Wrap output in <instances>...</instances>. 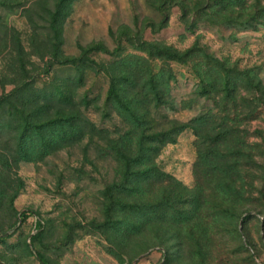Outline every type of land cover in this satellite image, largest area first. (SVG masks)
I'll return each instance as SVG.
<instances>
[{
  "label": "rangeland",
  "instance_id": "374dc122",
  "mask_svg": "<svg viewBox=\"0 0 264 264\" xmlns=\"http://www.w3.org/2000/svg\"><path fill=\"white\" fill-rule=\"evenodd\" d=\"M56 2L0 0V157L20 154L19 122L8 112L31 102L37 88L55 82L57 94L73 92L84 118L79 139L52 133L43 143L36 135L25 145L28 157L0 166V264H264L263 106L241 123L255 149L224 192L196 188L190 127L165 144L155 162L173 177L161 185L171 198L159 209L149 204L150 221H136L137 230L119 211L117 166L100 131L124 129L108 100L107 70L118 74L124 60L147 57L152 42L201 47L264 81V23L213 20L192 9L184 15L179 0H73L62 23L52 24ZM76 57L81 67L71 63ZM173 66L176 78L158 112L186 122L213 101L194 93L198 77L187 63Z\"/></svg>",
  "mask_w": 264,
  "mask_h": 264
},
{
  "label": "trees",
  "instance_id": "16d2710c",
  "mask_svg": "<svg viewBox=\"0 0 264 264\" xmlns=\"http://www.w3.org/2000/svg\"><path fill=\"white\" fill-rule=\"evenodd\" d=\"M72 1L57 0L54 10L49 12L52 24L62 23ZM178 4L184 15L192 9L195 14H208L213 20L220 17L219 20L224 22L264 23L262 0H179ZM145 51L147 57L134 56L130 63L124 60L118 74L107 70L111 82L108 100L118 111L124 129L120 132L100 130L105 132L106 145L117 166L114 187L119 211L129 213L136 230V221H141L142 225L150 221L145 211L149 204L159 209L171 198L169 190L161 185L173 177L155 162L165 144L175 142L178 134L190 127L197 153L196 188L215 186L224 192L226 185L235 186V181L239 180L243 165L240 159L248 156L249 149H255V143L248 142L252 132L241 128V123L256 117L255 110L264 107V81L249 68L238 69L226 58H217L198 46L179 51L170 45L152 42ZM83 62V58L71 60L78 67ZM177 62L187 63L191 73L198 77L194 93L213 101L212 107L186 122L158 112L167 104L171 82L176 78L173 63ZM92 63L87 61L86 65L92 67ZM83 76L79 75L77 83L82 82ZM115 80L126 86L117 88ZM60 88L55 82L37 88L31 102L22 103L8 112L19 122L15 126V140L20 142V154L0 157L2 168L12 160L16 162L28 157L29 150L25 145L33 144L36 135L43 143L52 133L65 135L63 139H72L75 135L79 139L83 135L84 118L78 110L81 101L77 102L70 91L57 94ZM155 185L159 186L157 192H150ZM124 194H132L133 199L126 202ZM171 201H176L175 197Z\"/></svg>",
  "mask_w": 264,
  "mask_h": 264
}]
</instances>
